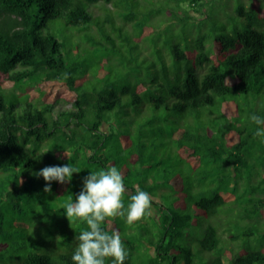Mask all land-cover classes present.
Listing matches in <instances>:
<instances>
[{
    "label": "trees",
    "instance_id": "1",
    "mask_svg": "<svg viewBox=\"0 0 264 264\" xmlns=\"http://www.w3.org/2000/svg\"><path fill=\"white\" fill-rule=\"evenodd\" d=\"M149 1L169 17L146 20L159 14L143 0H0V75L14 88L0 93V264H73L64 206L112 166L125 208L137 187L154 198L131 225L101 224L118 230L124 264H264V125L249 119L264 118V0L239 1L229 25L209 0ZM58 21L72 31L56 35ZM155 40H177L172 62ZM43 82L71 107L31 98ZM68 164L80 172L45 192L34 173Z\"/></svg>",
    "mask_w": 264,
    "mask_h": 264
},
{
    "label": "clouds",
    "instance_id": "2",
    "mask_svg": "<svg viewBox=\"0 0 264 264\" xmlns=\"http://www.w3.org/2000/svg\"><path fill=\"white\" fill-rule=\"evenodd\" d=\"M249 119L256 125H264V118L251 115ZM255 135L264 136V127H258ZM80 170L70 164L64 166H46L34 175L43 177L47 182L44 191L51 193V182L64 184L70 181L73 173ZM126 189L122 173L115 167L91 172L84 177L83 188L75 202L64 206L71 224L74 220H83L87 228L76 236V247L71 257L73 264H105L106 258H112V264H124L128 255L118 231L109 234L101 228L106 218H126L131 225L151 214L153 197L146 191L136 188L130 197L127 208L123 203Z\"/></svg>",
    "mask_w": 264,
    "mask_h": 264
},
{
    "label": "rangeland",
    "instance_id": "3",
    "mask_svg": "<svg viewBox=\"0 0 264 264\" xmlns=\"http://www.w3.org/2000/svg\"><path fill=\"white\" fill-rule=\"evenodd\" d=\"M135 2H137V0H134ZM187 2H189V0H186ZM239 1H243L248 7L251 5L252 3V0H209V3L206 5V12L209 14L213 11L212 7H216L218 6V9L216 10L215 12V18H217L219 21L229 25V19L228 17L232 14H235V7L237 5V3ZM143 2L145 4H143V7L146 9L147 7H151L154 9V12L157 13V9L160 7V6H163V5H160L159 3H151L152 1H146V0H143ZM186 4V2H185ZM159 15H156L154 17H147L146 20L150 19V21H153L152 19H155V22L159 21L160 19V16H165V17H169V16H166V14H163V13H157ZM57 27H56V35L58 36H61L62 34L61 33H69L70 31H72V29L68 28H64L62 26V24L58 21L56 23ZM203 29L205 30H208L209 31V34H210V39L207 41V45H209L211 48L212 46H215V40H214V37H215V32H214V29H217V26L216 27H213V28H210L209 26V23H205L203 25ZM146 32H148V30H146ZM156 43L162 47V49L164 50V53L168 59V62H172V55H171V51H170V47L172 45V43H174L175 41L177 40H155ZM171 41V42H170ZM169 42V43H168ZM149 45L150 46H153V41L150 42L148 41ZM154 52V49L152 50V53L153 54ZM154 56V55H153ZM155 57V56H154ZM151 58V55L149 57V59H146V61H149ZM5 75L4 74H1L0 75V78L1 80H3V88L0 89V93H3V94H6L5 90L8 92L9 90H12L14 89L12 84L7 82V81H4L5 79ZM61 87V88H59ZM20 89V87H18ZM40 90H43L44 91V95H40ZM21 91V89H20ZM28 93L30 94V97L31 98H36V97H41L42 100L46 101V102H53L54 100L58 99V103H59V108L63 107V108H70L71 107V104L68 100V91L64 90V87L63 86H60V85H57V84H54L53 82H43V84L41 85V87L39 88V90L36 88V87H33V88H29L27 89ZM57 92H59L60 94H58ZM249 101H252V100H244V99H241L240 100V103L243 104L246 109H253L255 110L256 112H262V105L260 103H255V102H249ZM261 101V100H260ZM248 109V110H249ZM209 108H204L203 109V113H204V116H203V119H206L208 117V112H209ZM162 112V110H159L157 113L160 114ZM146 113V112H145ZM150 113H152V110H150ZM145 119V118H143ZM175 162V161H174ZM172 162V165H174L175 163ZM150 181L153 183V180L152 178H149ZM152 212H154V209L152 208ZM63 217V215H62ZM61 217V218H62ZM79 221L80 220H74L71 222H69L67 216L66 217H63V220H60V223L62 225V228H64L67 233H69L71 235L70 237V242H69V245L70 246H74L76 247V244L78 243L76 241V231L78 228H82V230L85 229V225H79ZM135 229V227H133ZM132 228V229H133ZM115 231H118L117 229ZM58 232H60V229L58 230ZM258 230L255 229L254 230V236L256 239H258L260 237V235L258 234ZM264 241V239H263ZM243 242H245L244 239H241L240 241V244H242ZM68 244L65 245V247L63 248L64 249H67V246ZM69 246V247H70ZM136 249H139L138 247ZM207 256V253L205 254ZM109 262H112V258H106Z\"/></svg>",
    "mask_w": 264,
    "mask_h": 264
}]
</instances>
